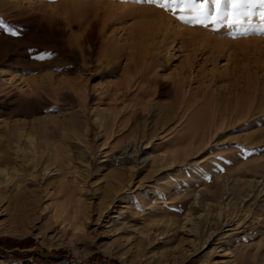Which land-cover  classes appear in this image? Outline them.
<instances>
[{"label": "rangeland", "instance_id": "rangeland-1", "mask_svg": "<svg viewBox=\"0 0 264 264\" xmlns=\"http://www.w3.org/2000/svg\"><path fill=\"white\" fill-rule=\"evenodd\" d=\"M201 4L0 0V264H264V0Z\"/></svg>", "mask_w": 264, "mask_h": 264}, {"label": "snow or ice", "instance_id": "snow-or-ice-1", "mask_svg": "<svg viewBox=\"0 0 264 264\" xmlns=\"http://www.w3.org/2000/svg\"><path fill=\"white\" fill-rule=\"evenodd\" d=\"M150 3H155L156 0H149ZM190 2V0H185V3ZM205 3H208V0H204ZM243 2V0H231V6L232 7H237L239 3ZM212 3L214 5V9L215 11L213 12V14L209 15L207 12L204 11V5H198L195 9V11L200 12L203 14V19H201L199 16H197L195 19L196 21L203 25L205 20H210L212 23H216L218 20L221 19V16L219 14V7L221 4V0H212ZM182 11L184 10L183 8L181 9ZM262 16H264V14H262ZM181 19H183V17H181ZM235 21H233L234 23ZM43 57H37V59H42Z\"/></svg>", "mask_w": 264, "mask_h": 264}, {"label": "bare ground", "instance_id": "bare-ground-1", "mask_svg": "<svg viewBox=\"0 0 264 264\" xmlns=\"http://www.w3.org/2000/svg\"><path fill=\"white\" fill-rule=\"evenodd\" d=\"M55 155V154H54ZM69 175V174H68ZM196 225V224H195ZM190 227V226H189ZM195 227L196 226H194V224H192L191 223V227H190V231H189V233H191L193 230H195ZM212 234V233H211ZM211 237V235H209V237L208 238H210Z\"/></svg>", "mask_w": 264, "mask_h": 264}]
</instances>
